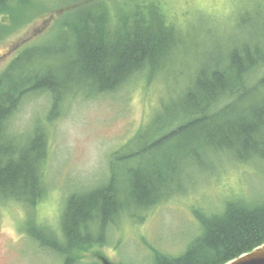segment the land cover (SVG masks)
Here are the masks:
<instances>
[{"label":"trees","instance_id":"16d2710c","mask_svg":"<svg viewBox=\"0 0 264 264\" xmlns=\"http://www.w3.org/2000/svg\"><path fill=\"white\" fill-rule=\"evenodd\" d=\"M75 1L76 18L65 24L63 41L37 46L27 55L42 61L58 58L59 66L34 68L33 78L25 75L14 84L11 65L0 75V196L25 205L33 215L48 189L43 169L49 126L62 113L60 104L74 94L86 99L110 94L136 78L147 86L184 43L183 31L157 0L116 2L112 7L102 0ZM35 4L29 3L33 8ZM10 11L6 0H0V13ZM47 12L51 11L44 8L38 14ZM38 14L14 18L20 25L29 24ZM261 35L250 43L238 40L207 60L203 55L178 98L161 100L152 118L109 154V162L121 161L125 173L108 172L105 185L69 192L58 225L25 228L29 238L64 257V264H76L86 247L105 243L108 227L118 218L143 214L170 198L175 193L171 185L187 162L206 166L205 158L214 156L221 160L220 170L232 163L264 165V32ZM30 93H42L49 107L29 136H21L10 129L9 121ZM167 144L172 148L157 151ZM154 153L166 161L145 160L139 171L127 175L133 169L126 162ZM230 199L220 212L199 215V233L181 254L154 248L151 264H222L263 243L264 192L254 205L239 195ZM34 218L38 220L36 214Z\"/></svg>","mask_w":264,"mask_h":264},{"label":"rangeland","instance_id":"374dc122","mask_svg":"<svg viewBox=\"0 0 264 264\" xmlns=\"http://www.w3.org/2000/svg\"><path fill=\"white\" fill-rule=\"evenodd\" d=\"M131 1L102 0L110 7L116 2ZM157 1L168 18L183 31L181 49L147 86L136 78L110 94L88 99L74 94L60 104L62 113L49 126L48 158L43 169L48 189L42 203L34 210L38 220L32 221L35 214L25 205L0 196V264H64V257L40 248L24 229L34 231L43 223L56 227L65 195L105 185L108 172L125 173L121 161L109 162V154L121 149L137 128L152 118L161 100L172 102L178 98L203 55L207 60L208 56H216L238 40L246 38L250 43L264 32V0ZM30 2H36L35 8ZM75 3V0H43V3L41 0H6L11 11L10 15L0 13V75L11 65L10 77L14 84L25 75L33 78L34 68L59 66L58 58L42 61L37 56L27 55L37 46L53 44L58 39L63 41L67 33L65 24L73 23L76 18ZM44 8L51 12L38 14ZM36 14L38 17L29 24L20 25L19 19L14 18V15L21 18ZM17 56L23 60H17ZM48 107L49 100L42 93L27 94L9 121L10 129L29 136L38 121L42 122ZM172 114L163 119L171 118ZM170 148L172 144H167L157 151L162 149V153ZM166 159L154 153L130 160L126 164L133 171L127 175L139 171L147 164L145 160L157 164ZM205 161L206 166L187 162L171 185L175 193L170 198L151 205L143 213L142 221L141 212L131 218H118V222L108 227L105 243L86 247L80 252L81 261L76 264H102V257L113 264H151L154 248L179 255L199 233V215L220 212L223 205L237 195L249 205L261 199L264 165L232 163L220 170L221 160L217 157L210 156Z\"/></svg>","mask_w":264,"mask_h":264},{"label":"water","instance_id":"95a60500","mask_svg":"<svg viewBox=\"0 0 264 264\" xmlns=\"http://www.w3.org/2000/svg\"><path fill=\"white\" fill-rule=\"evenodd\" d=\"M103 264H111L105 258H101ZM222 264H264V242Z\"/></svg>","mask_w":264,"mask_h":264},{"label":"bare ground","instance_id":"6f19581e","mask_svg":"<svg viewBox=\"0 0 264 264\" xmlns=\"http://www.w3.org/2000/svg\"><path fill=\"white\" fill-rule=\"evenodd\" d=\"M264 87V86H263Z\"/></svg>","mask_w":264,"mask_h":264}]
</instances>
